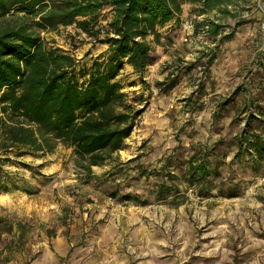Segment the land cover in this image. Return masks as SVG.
<instances>
[{
  "label": "rangeland",
  "instance_id": "obj_1",
  "mask_svg": "<svg viewBox=\"0 0 264 264\" xmlns=\"http://www.w3.org/2000/svg\"><path fill=\"white\" fill-rule=\"evenodd\" d=\"M229 9L235 17L180 0V13L157 27L142 75L124 66L117 81L139 115L122 147L90 176L60 143L52 153L0 149L16 187L0 191V264H264V164L254 169L246 152L234 157L231 142L246 130L252 104L264 107V0ZM111 16L103 8L95 28ZM204 21L221 25L216 37ZM41 36L86 69L106 51L102 35L73 25ZM251 127L264 134L261 121ZM195 144L215 145L210 182L183 177ZM162 181L170 191L158 197Z\"/></svg>",
  "mask_w": 264,
  "mask_h": 264
},
{
  "label": "trees",
  "instance_id": "obj_2",
  "mask_svg": "<svg viewBox=\"0 0 264 264\" xmlns=\"http://www.w3.org/2000/svg\"><path fill=\"white\" fill-rule=\"evenodd\" d=\"M191 1L201 2L202 13L216 10L221 17H235L229 6H237L241 0ZM106 7L111 10V20L105 27L95 28L99 12ZM178 13L180 0H0L2 152L52 153L60 143L73 149L86 175L92 174L93 166L104 165L122 147L139 115L136 99L129 98L117 77L124 66L142 75L153 61L151 41H159L157 27ZM72 25L92 38L102 35L98 42L106 44V51L92 59L88 69L41 36L42 31ZM220 26L205 21L201 24L214 37ZM208 55L203 64L206 70L215 56L211 52ZM174 84L173 77L165 87L171 89ZM250 100L243 101L242 106ZM224 104L222 101L217 107ZM249 110L246 130L231 142L236 147L234 157L241 159L246 152L253 168L258 169L264 164V134L252 129L251 124L259 120L264 127V107L252 104ZM254 111L257 115H252ZM193 148L183 177L189 184L210 182L217 166L210 167L207 159L215 145L195 144ZM12 188L16 189L0 165V191ZM169 191L165 181L158 184V197Z\"/></svg>",
  "mask_w": 264,
  "mask_h": 264
},
{
  "label": "bare ground",
  "instance_id": "obj_3",
  "mask_svg": "<svg viewBox=\"0 0 264 264\" xmlns=\"http://www.w3.org/2000/svg\"><path fill=\"white\" fill-rule=\"evenodd\" d=\"M3 197H5V196L3 195Z\"/></svg>",
  "mask_w": 264,
  "mask_h": 264
}]
</instances>
